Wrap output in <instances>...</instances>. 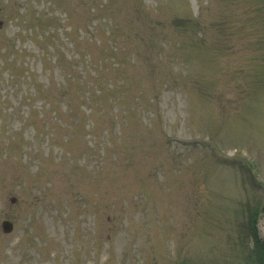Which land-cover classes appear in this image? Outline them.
Returning a JSON list of instances; mask_svg holds the SVG:
<instances>
[{
  "label": "rangeland",
  "instance_id": "obj_1",
  "mask_svg": "<svg viewBox=\"0 0 264 264\" xmlns=\"http://www.w3.org/2000/svg\"><path fill=\"white\" fill-rule=\"evenodd\" d=\"M262 207L264 0H0V264H255Z\"/></svg>",
  "mask_w": 264,
  "mask_h": 264
},
{
  "label": "trees",
  "instance_id": "obj_2",
  "mask_svg": "<svg viewBox=\"0 0 264 264\" xmlns=\"http://www.w3.org/2000/svg\"><path fill=\"white\" fill-rule=\"evenodd\" d=\"M256 218H252L251 224L254 226ZM252 229V228H251ZM252 239L254 243L253 250L255 252L254 261L255 264H264V241H260L256 232H252Z\"/></svg>",
  "mask_w": 264,
  "mask_h": 264
},
{
  "label": "water",
  "instance_id": "obj_3",
  "mask_svg": "<svg viewBox=\"0 0 264 264\" xmlns=\"http://www.w3.org/2000/svg\"><path fill=\"white\" fill-rule=\"evenodd\" d=\"M11 201H15V197H11ZM13 223L7 219L2 220L1 229L3 232L8 233L12 230Z\"/></svg>",
  "mask_w": 264,
  "mask_h": 264
}]
</instances>
